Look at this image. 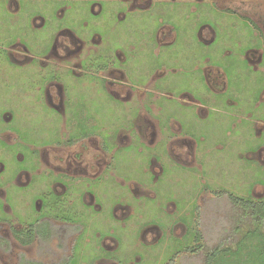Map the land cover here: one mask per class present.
<instances>
[{
	"label": "flooded vegetation",
	"instance_id": "obj_1",
	"mask_svg": "<svg viewBox=\"0 0 264 264\" xmlns=\"http://www.w3.org/2000/svg\"><path fill=\"white\" fill-rule=\"evenodd\" d=\"M4 1L11 12H19L25 20L30 18L29 21H31L34 31L44 29L48 19L51 20L55 16V18H59L57 10L65 8L66 4L64 6V3L66 2L82 3L83 9L88 11V14L92 13L96 18L95 32L88 38L84 33H75V18L72 16L70 25L60 26L54 34L52 33L50 49L37 59L29 52L24 36L20 35L7 49L5 48V54L2 57H6L13 65L23 68L36 66V76H39L36 79L40 86L38 97H33L35 89H21L20 93L18 92V94L21 92L22 94H32V96L23 99L33 103L30 107L33 114L44 108L54 112L59 110V113L55 112L56 117L49 121L52 125H65L63 124L65 108L62 105L64 96L61 92L63 84L61 68L66 63L74 75L77 73L75 79H78L87 74L84 69L85 62L82 60L100 56L103 70L96 74L99 77L98 81L101 82L102 87L115 92L112 93V96L116 98L114 106L116 103V109L123 112L122 118L129 126L125 124L126 129H121L122 126L119 127L121 132L118 136V143H123L118 144L115 150L112 149L113 151L108 149L105 151L97 145H91L90 138L91 141L77 146L78 149L73 146L74 144L70 145L68 142L65 144V135L60 136V133L64 134L65 131L59 132L58 128L53 139L54 145L44 151H26L25 147H21L22 150L18 148L16 152L11 132L0 136L2 146L5 145V149L0 153L3 157V160L0 161V164L3 165H0V175L5 174L0 181L1 209L4 212L0 215V264H120L115 256V251H118L119 236L131 231L128 223L132 217L131 210L128 209L129 203H119V196L115 195L118 186L125 190L128 187L132 198L135 197V188L137 191H141V196H136V199L144 198L146 201L156 199L157 195L150 190V186L156 188L160 185L159 181L164 179V174L176 177L178 166H183V163L186 164L189 160L191 163L196 159L194 158L193 143L188 142L185 138L165 143L164 137H162V141H157L156 129L159 130L166 123L168 126L173 124L172 118L175 117L167 115L164 111L165 106L162 105L165 102L158 101V98L164 96L168 100H172L174 91L179 97L176 99V103L180 108V114L176 117L181 118L180 121L185 120L189 110L195 109L191 113H195L196 118H205L207 114V111L201 109L197 97L192 95L188 89H184L188 90L186 92L178 87L169 89L166 86L161 87L159 84L164 80L170 82L167 77L170 71L167 72V65L163 62L176 61L175 66L172 67L176 69L181 45L183 44L186 48L189 41L185 40L182 34H189L193 30L187 27L183 31L177 25L169 26L161 21L145 27L139 23L135 24L132 21L135 16L139 17L144 14L145 16L140 19L146 21V16L151 11L152 13L147 17L157 18L159 10H157L156 0L38 1L51 6L49 13L43 8L37 11V7L35 10H27V7L34 4H29L32 3L31 0H24L21 3L16 0ZM174 1L164 0L162 3L171 4ZM108 4L113 5L108 7ZM215 4L223 5L225 9L244 17L264 47V0L243 1L237 4L232 3V0H215ZM158 5H162L161 10L163 11L166 9L165 7H168V5L165 7L163 4ZM61 16L65 17V14L63 13ZM25 25L22 24V30ZM120 25L124 29L121 27L114 33V29ZM195 34L200 37L203 43L201 45L205 50L214 51L216 43L213 45V40L216 39V32L212 26L199 27ZM48 38L49 35L46 39ZM81 57L84 58L80 59ZM139 63L144 65L142 69ZM76 67H79L77 68L80 69L79 72H75ZM175 69H172L171 72L174 73ZM55 71L58 76L53 74ZM92 73L91 75L94 76L95 74ZM184 73L187 76L190 74L189 71H184ZM205 81L210 87L209 90L216 89L218 92L223 90L224 80L220 81L213 77L211 71L205 73ZM10 90L11 94L8 92L4 93V96L2 95V101L7 98L6 103H9V99L13 97L14 89ZM7 95L9 96L7 97ZM161 105L163 106L162 114H160ZM232 117L239 118L236 115ZM134 129L137 130V132L135 130L136 135L132 134ZM56 139L58 140L56 141ZM134 143L144 144L147 150L144 155L139 157L149 161L148 168H145L149 175L148 183H141L143 185L138 182H129L130 179L128 181L123 173L125 160H134V154L131 151H120L132 147ZM78 145H81V142ZM194 145L196 144L194 143ZM182 146L185 149H181ZM110 151H112L111 155ZM254 152L251 159L260 172L264 169V148ZM161 153L164 154V157L161 156ZM167 161L171 165L166 164ZM157 166L158 172L155 168ZM151 169L150 174L149 170L151 171ZM35 175L39 176V180L46 179L47 183L44 182L42 187L39 185L38 188V182L34 181ZM152 182L155 183L153 186ZM259 183L262 184L258 178L255 185L247 190L250 192L255 186H263ZM163 185H166V190L170 191L162 195L168 199V203L173 207H176L177 204L179 207L182 206L181 200L184 198L180 196L174 198L177 196L174 194L175 190L180 191L182 186L169 183ZM43 187L46 188L42 189ZM193 191L196 192V188ZM249 192L248 194L252 195ZM246 197V200L254 203L264 202V198L255 200L249 195ZM190 198L193 199V196ZM201 198H204L203 194ZM143 215L145 216V214ZM154 221L156 220L147 219L142 228L144 233H141V241H143L142 238H147L141 242L145 257H149L157 250L156 246L164 236L162 229L164 224L161 226L160 223L157 224ZM181 225L182 221L177 220L172 228L176 229V226ZM172 230L170 232H173ZM184 231L187 232V226ZM153 232H155L153 235H149ZM181 233L178 235L179 238L182 237ZM69 239L73 241V244ZM55 241L57 242L56 246H54ZM70 243L71 252L68 253ZM140 258L141 255L134 260H129L130 264H138ZM154 259L155 257L152 258V260Z\"/></svg>",
	"mask_w": 264,
	"mask_h": 264
},
{
	"label": "rangeland",
	"instance_id": "obj_2",
	"mask_svg": "<svg viewBox=\"0 0 264 264\" xmlns=\"http://www.w3.org/2000/svg\"><path fill=\"white\" fill-rule=\"evenodd\" d=\"M65 4V8L62 7L61 9L57 10V13H59L60 16L59 18H55V16L52 17L51 20L48 19L45 28L37 29L36 31H34L32 28L31 21H29L30 18H26L25 20L23 17H21L22 21L15 20L10 23L9 19L4 16L5 14L3 13L2 5L0 4V57L4 56L5 54L3 49L5 48L4 44L7 38L11 37L13 34L19 35L20 32H22L21 36H24L26 40L32 44L36 43V47L42 46L41 49L43 50V46L45 44L44 40L47 38V36L56 32V29L60 26L67 27L70 25V18L72 16L75 18V33H84V35H86L88 38L93 36L95 32V16L92 13L88 14V11L86 12L83 9L82 3L74 4L73 2H66L64 3V6ZM250 4L252 5V3ZM36 7L37 11H39L41 8L46 10L48 13L51 11V6H49L48 3L40 2H35L31 7H27V10H35ZM63 13L65 14V17L61 16ZM151 13L152 11L148 13L147 16ZM142 16L145 15L143 14L139 17L135 16L132 21H134L135 24L139 23L140 25H143V27L158 22V18L150 19V22H147L143 19H140ZM11 17V19H17L20 17V14L18 16ZM185 21L189 23L190 18ZM224 21L228 22L229 24L234 20L226 15ZM186 22H183L181 26L182 29L185 27ZM16 23H22L26 25L24 26V29L21 30L20 28H16ZM29 26H31V28ZM121 27L124 29V27L120 25L117 26L113 32L115 33V30H119ZM35 62L36 60L33 62V65ZM3 64L4 63L0 62V85H2L0 86V115L6 112L7 115L4 116H6L5 118H8V113H10L13 116V121H2L0 118V134H9V130H15L19 133L17 130H22L27 134H36L39 138L38 139L35 137V141L27 140V143L22 140L23 144H30V146L35 147L46 145L45 143L47 142L42 141V134L47 133L49 135H53L54 130H56V132L58 131V125H53L51 127L47 121L52 118L54 119V117H56L55 112L59 113V110L58 112H54L44 108L43 110L39 109L33 114V111H31L30 108L33 103L31 101L26 102L25 99H23V102L21 103L23 107L22 111L9 110L7 107H11L13 103H6L8 100L7 98L2 101V95L4 93L7 94L8 92L11 94V88L18 89V87H20L23 90L35 89L36 92H34L35 94L33 97H38V94L40 93V86L38 79L36 78L39 76H36V74L33 73L32 77L31 70H28L27 68H23L27 69V71L19 73H7V68L2 67ZM91 64H93V62H91ZM139 66L141 69L144 67L142 63H139ZM53 74L58 76L56 71L53 72ZM189 76H192V74ZM62 77H65V72L62 74ZM76 81H78L81 85L86 84L87 86L93 82L97 83L96 80H92L88 76H82L76 79ZM164 81L160 82L159 84H162V87H168L170 84L169 80H166L165 82ZM255 84L256 83H254V85ZM222 85L227 86L228 89L225 91L226 93L224 95L222 94L224 100L222 101V106L220 107L234 111L232 112L234 115H238L240 112V108L243 107L242 101L244 99L245 101L249 100L255 95L253 90L248 91L246 89L248 82H245L244 80H241V82L238 80L234 84L229 77H226ZM241 86L245 87L244 92L241 91V89H238L239 87L241 88ZM232 89H235L239 92V98L242 100H240V105L236 107H233L231 103H229V100H232L233 103L236 98V95L231 92ZM182 91L188 92V90L184 89H182ZM230 93L234 94L235 97ZM240 93L243 94L240 95ZM8 96L9 95H7V97ZM29 96H32V94H22V98ZM173 97L174 98H172V100H168V98L164 96L158 98V101L165 102L162 105L165 106L164 111L167 113V115H172V112L179 113L178 104L176 103V99L179 98L178 94L174 92ZM213 97L215 99V104H212L216 105V101L220 96L216 94ZM27 99L29 100V98ZM162 105L160 114H162L163 110ZM245 106L248 107L247 101ZM250 109V114L253 117L254 109ZM219 111L220 110H208V115L206 118H203V120L200 118L196 119V114H193L196 123L201 124V133L194 136L191 134V139L194 140L198 147H200L199 152L197 153L198 157L200 158L196 157V159L191 163H189V160L188 163H183V166H178L176 168V177L173 178V176L170 177L168 174H164V179L160 178V185L156 186V188H152L150 186V190L152 192L154 191V193L157 195L156 199L154 198L150 201H146L144 198L136 199L137 197L141 196V191H137L135 188V197L132 198V194L128 191V187L125 190L123 187L118 186V194L115 193V195L119 196V203H129L130 207L128 209L131 210L132 217L130 223H128L130 224L129 227L131 228V231H127L123 236H119V244L117 247L118 251H115V256L117 257L120 264H130L129 260H134L138 258L139 255H141V258L138 264H201L200 259L197 256V246L200 243H206L208 246L212 245L216 238H218V235L222 232L226 224L222 222V218L227 213L226 210L229 209L228 195L244 199L249 195L255 200L264 198V169L259 172V169L257 168L255 173V169H251L250 166H248L253 162V160H250L248 156L255 153L254 149L256 147H264V130L262 131L261 136H253L252 130H254L255 127L253 128V121H250V118L246 120H242L238 117H235V119L227 118ZM256 113L258 114L259 112L256 111ZM118 114L119 116L117 117ZM122 115L123 112L121 110H117L116 113L113 111H108L106 112V116H103L100 121L102 123L107 121L110 122V120L119 121L122 122L120 123V126H122L121 129H126V125L128 124L125 122V119L122 118ZM151 115L153 114L151 113ZM17 117H19L18 120ZM177 119L179 121L181 120V118ZM202 122L204 125L203 129ZM204 129H206L205 135ZM135 130L136 129L132 130L133 135H136L137 130L136 132ZM24 132L23 134H25ZM64 135L65 133H60L61 137ZM58 139H56V141ZM159 139L160 137L157 135V141ZM12 143L15 144L16 148L14 149H16V152L18 148L24 147L18 142L13 141ZM122 143L118 144L121 145ZM181 149L185 148L182 146ZM123 151H131V153L134 154V160L127 164V169L124 168V174L128 181L130 179L129 182H138L140 185H143L141 183H148L147 177L149 175L145 168H148L149 161L148 159L145 160L144 158H139L141 155H144L147 152L144 144L134 143L132 147L126 150H121L120 152ZM203 156H206V158H203ZM1 160H3V157L0 154V161ZM166 164H169L168 161ZM155 168H157L156 171L158 172V166ZM179 171L181 173H178ZM149 172L151 174L152 169L151 171L149 170ZM4 175H0V181L4 178ZM258 178L262 182V184H259L263 186H255L252 188V191L249 192L247 190L248 182H255ZM35 183H37V181H35ZM165 183L178 185L180 187L182 186L180 191L176 189L174 193L177 195L174 198L179 196L184 198L181 200L182 206L179 207L177 204L176 207H173L170 203H168V199L162 196L163 193L170 192L166 190V185H163ZM154 184L155 183L152 182V186ZM158 187L162 190L157 189ZM195 188L196 192L193 191ZM248 192L252 193V195L248 194ZM202 194L204 197L203 199L201 198ZM190 196H193V199L190 198ZM176 202L179 203L178 201ZM143 214H145L146 217ZM5 219L7 218L5 217ZM147 219H154L156 220L154 222L157 224L160 223L161 226L164 224L162 227L164 236L161 238V242L158 245L156 244L157 250L151 253L149 257H145L144 252H142L143 246L141 243L147 238L144 237L145 239L142 238L143 241H141L140 237L141 233H144V229L142 230V228ZM177 220H181L182 225L176 226V229H173V224ZM135 225L137 226L135 227ZM185 226H187L186 233L184 231ZM170 230L173 232H170ZM155 232L149 235H153ZM180 233L182 235L181 238L178 237ZM198 233L201 235V239H198ZM69 241L73 244L72 240L69 239ZM71 243L68 253L71 252ZM56 244L57 242L55 241L54 246H56ZM262 246H264V240L260 236L256 235L255 237H250L243 242L242 246H235V254L232 251H226L224 253L221 252L220 255L215 259V261L220 260V262L216 264H264V247ZM153 257H155L154 260H152Z\"/></svg>",
	"mask_w": 264,
	"mask_h": 264
},
{
	"label": "crops",
	"instance_id": "obj_3",
	"mask_svg": "<svg viewBox=\"0 0 264 264\" xmlns=\"http://www.w3.org/2000/svg\"><path fill=\"white\" fill-rule=\"evenodd\" d=\"M3 1L4 0H0V4L2 5L3 13L5 14L4 16L9 19L10 23L15 20L22 21L21 16L17 19H11V16H18L19 12H11L8 9L7 4L4 3L5 1ZM16 1L21 3L24 0ZM38 1L40 0H31L30 2L35 3ZM162 1L164 0L155 1V3H157V10H159V15L157 16V18H159L158 22L161 21L163 23H167L169 24V26L177 25L178 28L182 29L181 26L183 22H186L185 20L190 18V22H186V25L182 30L184 31L187 27H190L193 30L189 34H182V37L185 40L187 39L189 41L186 44V48H184L183 44L181 45L180 57L178 60L179 62L176 69L172 68L175 66L176 61L170 60L168 62H163L167 65V72L170 71V74L167 76L171 82L168 85V88H190L188 89L189 92L197 97L201 109H203L204 111L220 110L219 112L224 114L225 117L235 119V117H232L234 116V113H232L234 111H230L226 108L223 109L222 107H220L222 106V101L224 100L222 94L224 95L226 93L225 91L228 89V87L223 86V90L221 92H218L216 89L209 90L210 87L205 81V73L211 71L213 73V77L220 81L225 80L226 77H229L234 84L238 80L239 82H241V80L248 82L246 89L248 91L253 90L255 94L249 100H246L248 103V107L245 106V99L243 98L244 100L242 101L239 98V92L235 89L231 90V92L236 95L235 101L232 103V100H229V103H231L233 107H236L240 105V100L242 101L243 107L240 108V112L236 116H239V118L242 120L243 118L244 120L250 118V121H253V128L255 127L254 130H252L253 136H261L262 131L264 130V47L259 41V38L255 36L256 33L250 28V25L248 24L246 19L244 17L236 15L235 12L225 9L223 5L215 4V0H175L171 4L162 3ZM243 1L253 2V0H232V3L237 4L242 3ZM158 4H163L164 7L168 5V7H165L166 9L163 11L161 10L163 8L162 5ZM111 5L113 4H108V7H110ZM226 15H228L234 21L230 22L229 24L228 22H225L224 19ZM146 18V21L150 22L151 18L147 16ZM204 25L210 27L212 26V29H214L216 32V39L213 40V45L216 43V48L213 52L205 50V48H203L201 45L203 43L201 42L200 37L195 34L196 29L199 27H203ZM29 27L31 28V26ZM16 28H20L22 30V23H16ZM20 35L21 32L19 33V35L13 34L11 37L7 36L8 38L4 44V47L7 49V47H9L14 40L20 37ZM51 38L52 33L49 35L48 39L44 40L45 44L43 46V50L41 49L42 46L36 47V43L32 44L28 40L26 41V46L29 48V52L32 56L35 57V59L41 57L42 54L50 49L52 44ZM5 48L3 50H5ZM83 58L84 57H81L80 59ZM82 61L85 62V65L83 64L85 73H87L85 74V76H88L92 80H96L97 83L93 82L89 86H87L86 84L81 85L75 79V75H77V73L74 75L69 65L65 63V66L61 68L60 71L62 72H60V74H63L65 72V77H63V84L61 86V92L64 96L62 105L65 108V120L63 123L65 125L58 126L59 132L64 130L65 144L66 142H68L70 145L74 144L73 146L77 149V146H82L83 143L86 144V142L92 140L91 145H97L105 151H107V149L115 150L118 147V136L121 132V129L119 130V127L121 122L110 120V122L107 121L105 123H102L100 121L103 116H106V112L113 111L116 113V111L118 110L116 109V103L114 106V101L116 100V98L115 96H112V93L115 92L102 87L101 82L98 81L99 77H97L96 74L103 70L102 58L100 56H92V58L88 59L84 58ZM0 62L4 63L2 67L7 68V73H19L30 69L32 72L31 75L33 73L36 74V66H30L29 68L23 70V67L13 65L6 57H0ZM91 62H93V64H91ZM77 68L79 67H76L75 72H79L80 69L78 70ZM172 69H175L174 73L171 72ZM184 71H189L192 76H189L190 74L188 76L185 75ZM91 72H93L95 75L92 76ZM175 80L179 81L177 82ZM254 83L256 84L254 85ZM238 89H241V91L243 92L245 91L244 86H241V88L239 87ZM20 90V87H18V89H14L13 97L9 99V103H13V105L7 108L11 111L23 110V107L21 105V103L23 102L22 92L21 94H18ZM232 93L230 94L235 97V95ZM216 94L220 97L216 101V105H213L215 104V99L213 96ZM241 94L243 93H240V95ZM25 101L28 102L27 100ZM250 108L254 109L253 117L250 114ZM178 109L180 110L179 107ZM194 110H189L184 121L175 119L178 118L176 117V115L180 114V111L179 113L172 112V115L170 116L175 117L172 119L173 124L171 126H168V124L166 123L164 127L161 126L159 130L157 128L156 129L157 135L160 137L159 141H162V137H164L163 140L165 143L175 141L179 138H185L188 142L193 143L192 147L194 146L193 151L195 153L194 158H200L197 154L200 147L194 145L195 142L191 139L192 135L194 136L201 133V124L196 123L195 118L191 113ZM256 111H258L259 113L257 114ZM4 115H7V113L4 112L0 115L2 121H13L12 114L8 113V118L3 117ZM207 115L208 112L205 115V118L207 117ZM118 116L119 114L117 115V117ZM18 119L19 117H17V120ZM200 119L203 120V118ZM47 122L51 127L53 126L50 121ZM203 128L204 125L202 122V129ZM9 131L13 135L14 141L22 144V146L26 148V151L49 150L54 145L53 139L55 137V133H57L54 130L53 135H49L47 133L42 134V141L47 142L45 143L46 145L35 147L30 146V144H23L22 140H24L26 143L28 142L27 140L35 141L36 138H38L36 134H27L22 130H17L19 131V133L15 130ZM23 132L25 134H23ZM205 133L206 129H204V135ZM3 134L4 133H1L0 136H4ZM89 138L91 140H89ZM79 142H81V145H78ZM260 148L262 149L264 147H256L254 151ZM4 149L5 145L2 146L0 142V153H2ZM19 149L22 150V148ZM112 151H110V155L112 154ZM161 156L164 157V154L161 153ZM251 156L252 155L248 156L250 160H252ZM203 158H206V156H203ZM131 161L133 160H125V169H127L126 166ZM248 166H250L251 169H255L256 173L257 165L254 163V161ZM41 171L43 172L42 169ZM123 173H125V171H123ZM34 181L38 182V188L39 185L42 187V184L44 182L47 183L46 179L41 178L39 180V176L37 175L34 176ZM252 185H255V182H248L247 189H249ZM44 188L46 187H43L42 189ZM1 207L2 200L0 197V215L4 213Z\"/></svg>",
	"mask_w": 264,
	"mask_h": 264
},
{
	"label": "trees",
	"instance_id": "obj_4",
	"mask_svg": "<svg viewBox=\"0 0 264 264\" xmlns=\"http://www.w3.org/2000/svg\"><path fill=\"white\" fill-rule=\"evenodd\" d=\"M228 200L229 209L222 218V222L226 224L218 238L210 246L206 243L197 246V256L201 264L219 263L220 260L215 259L221 252L234 253L235 246H242L250 237L258 235L264 240V202L254 203L232 195H228ZM198 239H201L199 233Z\"/></svg>",
	"mask_w": 264,
	"mask_h": 264
}]
</instances>
